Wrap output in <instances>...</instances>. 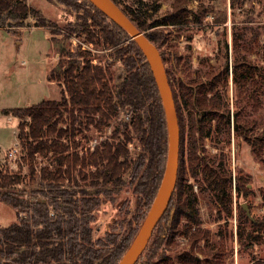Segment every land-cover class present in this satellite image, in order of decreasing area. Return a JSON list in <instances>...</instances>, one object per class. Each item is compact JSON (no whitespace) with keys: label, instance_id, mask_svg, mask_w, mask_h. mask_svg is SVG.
<instances>
[{"label":"trees","instance_id":"trees-1","mask_svg":"<svg viewBox=\"0 0 264 264\" xmlns=\"http://www.w3.org/2000/svg\"><path fill=\"white\" fill-rule=\"evenodd\" d=\"M51 1L75 12L74 19L57 30V24L27 0H0V28L19 31L24 26L47 27L57 54L47 79L61 88L59 99L2 109V113L19 119L17 139L22 152L16 168L7 159L0 160V201L17 214L16 221L0 225V264H116L143 217L139 205H151L163 175L165 114L149 64L114 20L89 0ZM113 1L142 31L174 24L180 16L175 13L147 23L151 10L155 11L151 4ZM145 34L159 46L161 35ZM72 37L78 38L75 46ZM83 43L111 49L110 59L120 62L122 76L116 77L112 62H95L91 49ZM233 43H237L234 38ZM260 74L264 80V66ZM196 85L194 90L179 81L178 94L170 83L180 129L177 180L160 219L166 221V233L157 235L135 264H218L216 253L215 260H201L189 252L155 257L162 244L174 243L180 233L189 234L192 243L208 239V231L200 228L199 195L218 211L231 214L232 190L237 197L249 191L241 170L233 177L223 150L217 147V153L208 155L201 145L207 138L214 145L219 140L228 142L231 128L249 141L247 127L239 122L238 111L231 122L229 111L222 108L224 103L213 91L215 83L197 81ZM210 90L213 92L208 94ZM181 106L187 112L186 120ZM110 126L111 132L106 134ZM89 130L95 134H85ZM84 139L87 141L82 144ZM92 140H96L93 146ZM250 148L264 164V133L253 136ZM38 157L42 164L37 165ZM190 177L197 183V192ZM123 188L139 196L131 217L120 221L122 227L125 222L124 230H107L95 236L93 223L98 209ZM237 209L238 229L248 226V236L256 230L264 232V220H254L241 204Z\"/></svg>","mask_w":264,"mask_h":264},{"label":"rangeland","instance_id":"rangeland-1","mask_svg":"<svg viewBox=\"0 0 264 264\" xmlns=\"http://www.w3.org/2000/svg\"><path fill=\"white\" fill-rule=\"evenodd\" d=\"M131 1L125 0L127 3ZM27 2L40 9L46 18L54 21L57 24L56 30L73 20L75 16L72 9L51 0ZM142 3H149L155 8V11L151 10L149 19H146L147 23L167 18L175 13L180 14L174 24L157 25L144 30L145 33L161 35L159 46H156L165 57L167 77L176 92L179 81L194 90L197 88V81L215 83L213 91H217L224 103L222 108L229 111L231 122L234 119L233 114L238 111L239 122L247 127L249 135V141L244 140L231 128L230 135L226 137L229 139L228 142L219 140L214 145L208 138L202 140L201 145L208 155L217 153V147L223 150L233 177L241 170L246 181L245 187L249 191L237 197L235 190H232L231 214L218 211L214 205L199 195L200 228L208 231V239L201 238L192 243L189 234L180 233L175 237L174 243L162 244L155 258L163 254L174 257L178 252H189L201 260H215L216 253L218 264H264V232L256 230L248 236L250 231L248 226L245 230L237 227V206L243 202L247 204L250 216L254 220H264V164L254 156L250 148L253 136H261L264 133V80L260 74L264 66V0H140V4ZM28 21L32 22V19L29 18ZM233 38L236 44L233 43ZM77 43L78 38L72 37V45L75 46ZM91 47L94 61L103 64L112 62L111 68L116 72V77L120 78L123 74L121 65L120 62L110 59L111 49ZM56 60L57 54L50 44L47 27L25 26L19 31L0 28V109L24 107L42 100L59 99L61 97L59 84L47 79ZM196 69L200 70L198 74H194ZM213 91L210 90L208 94ZM180 111L186 120V110L181 106ZM18 121L16 117L8 118L0 114L2 162L5 159L13 162V159L6 156V150L13 147L17 140ZM108 130L111 132V126L106 129L107 132ZM107 132L106 134H110ZM85 134L94 135L95 132L89 130ZM80 136L81 134L78 135ZM86 141L81 140V143L85 144ZM21 152L22 149L17 155L19 156ZM262 155L264 156V153ZM183 158L186 163L185 150ZM41 160L43 159L38 157L37 165L42 164ZM13 168H16L15 164ZM189 181L193 183L194 191L197 192V183L191 177ZM138 197L131 189L123 188L113 196L112 201H104L93 223L94 235H102L104 231L113 229L123 231L125 222L122 227L120 221L131 217L136 209ZM151 205L149 207L139 205V214L143 217L137 230ZM126 209L129 211L127 215ZM16 220L15 209L0 201V225H7ZM165 227L166 221L159 220L149 243L157 235L166 233Z\"/></svg>","mask_w":264,"mask_h":264},{"label":"water","instance_id":"water-1","mask_svg":"<svg viewBox=\"0 0 264 264\" xmlns=\"http://www.w3.org/2000/svg\"><path fill=\"white\" fill-rule=\"evenodd\" d=\"M114 20L137 44L145 60L149 64L158 87L167 128V155L161 181L153 203L136 231L130 245L116 264H135L150 241L152 232L166 211L175 190L178 166L180 129L173 97V92L167 77L164 61L158 47L151 42L145 32L123 12L113 0H89ZM246 213L250 215L245 202L241 203Z\"/></svg>","mask_w":264,"mask_h":264},{"label":"built area","instance_id":"built-area-1","mask_svg":"<svg viewBox=\"0 0 264 264\" xmlns=\"http://www.w3.org/2000/svg\"><path fill=\"white\" fill-rule=\"evenodd\" d=\"M84 47H88L91 49L90 46L86 45L83 43ZM107 132V131H106ZM108 132H110V130H108ZM107 132V133H108ZM96 143V140H92L90 142L91 146H93ZM21 150V145L20 142L18 141V139L14 142L13 147H11L10 149L6 150V156L9 157L10 159H13V162L11 163V166L13 167L14 164L16 165V159L20 158V155L18 156L17 153ZM182 239H184V237H182Z\"/></svg>","mask_w":264,"mask_h":264},{"label":"crops","instance_id":"crops-1","mask_svg":"<svg viewBox=\"0 0 264 264\" xmlns=\"http://www.w3.org/2000/svg\"><path fill=\"white\" fill-rule=\"evenodd\" d=\"M24 27H25V26H24ZM29 27H32V28H33V27H37V26H35V25H31V26H29ZM21 28H22V27H21ZM5 108H11V107H5ZM2 109H4V108H1V109H0V111H1L0 114H4V113H2ZM4 115H5L6 117H8V118L13 117V116L8 115V114H4ZM12 222H13V221H12ZM10 223H11V222H10Z\"/></svg>","mask_w":264,"mask_h":264}]
</instances>
